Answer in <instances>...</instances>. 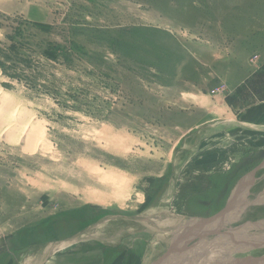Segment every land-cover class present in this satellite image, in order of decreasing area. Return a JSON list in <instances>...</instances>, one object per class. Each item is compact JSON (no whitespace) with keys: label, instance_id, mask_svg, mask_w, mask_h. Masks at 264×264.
I'll return each mask as SVG.
<instances>
[{"label":"rangeland","instance_id":"1","mask_svg":"<svg viewBox=\"0 0 264 264\" xmlns=\"http://www.w3.org/2000/svg\"><path fill=\"white\" fill-rule=\"evenodd\" d=\"M241 235L264 258V0H0V264Z\"/></svg>","mask_w":264,"mask_h":264},{"label":"bare ground","instance_id":"2","mask_svg":"<svg viewBox=\"0 0 264 264\" xmlns=\"http://www.w3.org/2000/svg\"><path fill=\"white\" fill-rule=\"evenodd\" d=\"M257 237L258 236H256V237H254V236L253 237L252 236L251 237H248L247 236V240L245 242L251 241L253 239H258ZM234 239H235V243L232 244V245H230L231 247L228 248V252L231 250V248L234 249V250H231L229 254L227 253L228 256H225L226 254H224V253H217V252L215 253V252H213V254L208 255V256H205V258H201V259H199V258H196L195 259L194 258L193 260L192 259H189V261L188 260L187 261L179 260L177 262H180L181 264H184V263H186V264H211V261L212 262H216V261H219V260H221L222 262H225V260H228V259H231L232 258V255L235 254V250H237L239 247H241L242 246L241 243L245 240V239H243V235L238 236V237H236ZM228 240L229 239H226V240L224 239V240L220 241V243H221L224 251H226V249H225V242L229 244L230 243L229 241H231V240H229V241ZM258 241H261V240L258 239ZM245 252H247V251H245ZM238 253H240V252H238ZM171 264H175L174 261H172Z\"/></svg>","mask_w":264,"mask_h":264},{"label":"crops","instance_id":"3","mask_svg":"<svg viewBox=\"0 0 264 264\" xmlns=\"http://www.w3.org/2000/svg\"><path fill=\"white\" fill-rule=\"evenodd\" d=\"M152 222H154V221H152ZM153 224V226H156V227H153V226H151V227H149V226H147L148 228H150L149 230L150 231H152L154 234H160V232L158 231V228H159V224H163V223H161V220H159L158 222H156V224L157 225H154V223H152ZM161 226V225H160ZM161 235V234H160ZM80 243H81V240H73V242H71V241H66V242H62V243H60V244H58V245H56L55 246V248H54V250H55V252H57V251H64V250H66L68 247H70V246H73V245H76V244H78V245H80ZM77 247V246H76ZM76 247H74V248H72V249H75ZM224 251V250H223ZM200 252H203V251H197V252H195V255H192L191 257H187L188 255H186L185 254V256H180L178 259H180V260H182V261H187L188 259H196V258H199V259H201V258H205L204 256H202L201 257V255L199 254ZM218 253V252H217ZM200 256V257H199ZM235 255H232V258H234V259H246V258H238V257H240V255L239 254H237V256H235ZM170 257H174V254H171V256ZM176 259H173V260H171L170 258H169V262L168 261H166V263H164V264H168V263H171V261H175ZM189 261V260H188ZM184 264H186V263H184Z\"/></svg>","mask_w":264,"mask_h":264},{"label":"water","instance_id":"4","mask_svg":"<svg viewBox=\"0 0 264 264\" xmlns=\"http://www.w3.org/2000/svg\"><path fill=\"white\" fill-rule=\"evenodd\" d=\"M167 261L166 259L159 264H164V262ZM175 264H181L180 262L175 261ZM211 264H264V258L262 259H257V258H248V259H228L225 260V262H222L221 260L212 262Z\"/></svg>","mask_w":264,"mask_h":264}]
</instances>
